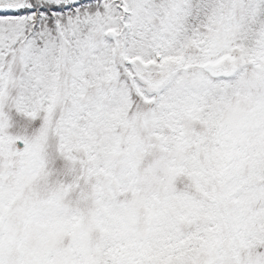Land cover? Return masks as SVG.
Masks as SVG:
<instances>
[{
  "label": "snow or ice",
  "instance_id": "1",
  "mask_svg": "<svg viewBox=\"0 0 264 264\" xmlns=\"http://www.w3.org/2000/svg\"><path fill=\"white\" fill-rule=\"evenodd\" d=\"M0 264H264V0H0Z\"/></svg>",
  "mask_w": 264,
  "mask_h": 264
}]
</instances>
